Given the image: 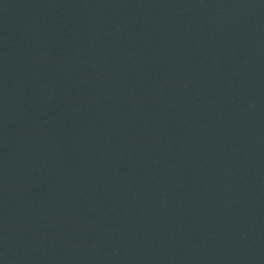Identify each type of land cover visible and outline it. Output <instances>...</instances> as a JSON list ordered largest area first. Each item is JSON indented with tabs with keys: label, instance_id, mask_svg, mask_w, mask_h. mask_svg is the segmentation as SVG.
I'll return each instance as SVG.
<instances>
[{
	"label": "water",
	"instance_id": "obj_1",
	"mask_svg": "<svg viewBox=\"0 0 264 264\" xmlns=\"http://www.w3.org/2000/svg\"><path fill=\"white\" fill-rule=\"evenodd\" d=\"M0 264H264V0H0Z\"/></svg>",
	"mask_w": 264,
	"mask_h": 264
}]
</instances>
